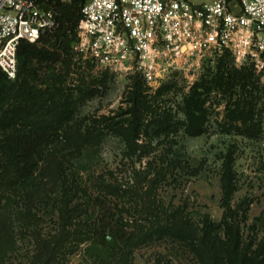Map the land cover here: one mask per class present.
I'll return each instance as SVG.
<instances>
[{"label":"rangeland","instance_id":"rangeland-1","mask_svg":"<svg viewBox=\"0 0 264 264\" xmlns=\"http://www.w3.org/2000/svg\"><path fill=\"white\" fill-rule=\"evenodd\" d=\"M79 33L80 28L66 84L74 87L81 78L87 81L76 91L80 100L75 118L82 121L102 118L123 121L120 115L131 107L128 95L135 78L144 82L149 95L163 86L174 85L167 97L169 101L161 104L179 112L191 88L217 74L219 60L223 58L208 54L200 59L180 60L162 73L163 77L153 87L136 68L116 73L79 59L76 52ZM226 59L229 67L240 68L231 56ZM101 77L103 83L94 85L95 92L90 91L88 82ZM251 78L263 87L258 94L260 99L251 105V96H246L242 82L228 92L213 90L206 102L208 120L197 136L184 134L183 130L161 138L142 135L130 147L126 140L108 132L100 145L82 150L75 158L67 157L71 149L58 142L55 152L71 159L66 165L74 189L67 197L63 187L48 186L37 175L0 194V264H32L38 246L57 239L60 242L54 264H123L126 251L123 244L112 242L102 246L90 235V227L98 220V197L103 196V183L127 190L117 198L108 194L103 203L110 206L109 217L113 214L128 229L141 231L142 227H151L153 221L144 202L152 199L167 210V215L179 211L184 215L182 218L195 225L210 221L217 228L212 229L215 234L224 235L227 231L232 247L240 238L245 249L235 253L233 248L224 264H264V71H255ZM238 97L245 101L247 110L254 108V118L235 123L231 131L225 132L227 107ZM183 117L180 112L176 120ZM152 118L148 115L146 123ZM228 148L233 150L236 190L227 207L222 201L220 178L223 154ZM154 183L156 187L150 194ZM129 264H202V252L192 238L163 234L137 244Z\"/></svg>","mask_w":264,"mask_h":264},{"label":"trees","instance_id":"trees-1","mask_svg":"<svg viewBox=\"0 0 264 264\" xmlns=\"http://www.w3.org/2000/svg\"><path fill=\"white\" fill-rule=\"evenodd\" d=\"M86 2L87 0H48L46 6L54 9L56 14V27L43 32L37 42L20 41L17 52L18 72L14 80L0 68V194L40 175L46 185L63 187L65 196L68 197L74 189L66 165L71 159H65L66 156L55 152L58 142H64L71 149L67 157L73 155L75 158L82 150L100 145L108 132L126 140L130 147L136 145L142 135L161 138L183 130L184 134L197 136L203 132L208 120L206 102L213 90L224 89L228 92L233 89L232 86L242 82L246 96H251V105L260 99L258 94L263 87L251 78L255 75L254 68L229 67L226 58L232 55L227 51L219 60V72L197 82L184 97L179 112L175 113L173 109L161 104L169 101L167 97L175 88L174 85L163 86L156 94L149 95L144 82L135 78L133 89L128 95L131 107L120 115L124 118L123 121L111 120L114 118L77 120L75 117L80 98L76 97V91L80 89V84L87 81L81 78L78 85L70 87L66 80L71 73L75 57L74 44ZM103 78L90 80V91L95 92L94 85L103 83ZM244 104L245 101L239 97L234 103H229L225 115L227 122L223 127L225 132L231 131L235 123L253 120L254 108L247 110ZM154 106L156 109H152ZM180 112L184 116L183 120H176ZM148 115L153 118L146 123ZM233 163V150L228 148L223 154L220 178L222 201L227 207L236 190ZM155 184L150 187V194L156 187ZM76 186L78 188L75 184ZM101 190L103 196L98 197V220L90 227V235L102 246L112 242L123 244L126 249L123 264H129V257L137 244L163 234L194 239L202 252V264H224V258L233 248L235 253L236 250L240 252L245 249L240 238L237 245L232 247L227 231L224 235L215 234L212 229L216 226L210 221L203 222L200 226L182 218L184 215L181 216L179 211L167 215V210L156 205V201L152 199L144 202L149 219L153 221L151 227H142L141 231L130 230L125 223L112 217L113 214L109 217L110 206L103 203V198L108 197V194L117 198L127 190L109 183H103ZM58 242L60 239L49 245L41 243L32 264L56 263Z\"/></svg>","mask_w":264,"mask_h":264},{"label":"built area","instance_id":"built-area-1","mask_svg":"<svg viewBox=\"0 0 264 264\" xmlns=\"http://www.w3.org/2000/svg\"><path fill=\"white\" fill-rule=\"evenodd\" d=\"M48 0H0V68L18 72L21 40L57 25ZM78 57L113 72L136 68L155 87L183 59L229 52L237 67L264 71V0H87Z\"/></svg>","mask_w":264,"mask_h":264},{"label":"crops","instance_id":"crops-1","mask_svg":"<svg viewBox=\"0 0 264 264\" xmlns=\"http://www.w3.org/2000/svg\"><path fill=\"white\" fill-rule=\"evenodd\" d=\"M202 2H206V0H202ZM202 2H200V3H202Z\"/></svg>","mask_w":264,"mask_h":264}]
</instances>
